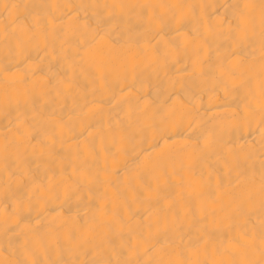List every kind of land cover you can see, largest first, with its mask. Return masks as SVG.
Wrapping results in <instances>:
<instances>
[{"label":"bare ground","instance_id":"bare-ground-1","mask_svg":"<svg viewBox=\"0 0 264 264\" xmlns=\"http://www.w3.org/2000/svg\"><path fill=\"white\" fill-rule=\"evenodd\" d=\"M0 264H264V0H0Z\"/></svg>","mask_w":264,"mask_h":264}]
</instances>
